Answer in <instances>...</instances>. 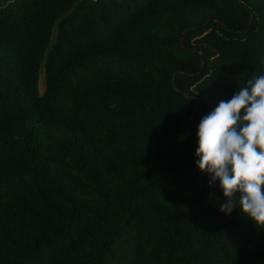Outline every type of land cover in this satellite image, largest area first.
Returning a JSON list of instances; mask_svg holds the SVG:
<instances>
[{"label": "trees", "instance_id": "16d2710c", "mask_svg": "<svg viewBox=\"0 0 264 264\" xmlns=\"http://www.w3.org/2000/svg\"><path fill=\"white\" fill-rule=\"evenodd\" d=\"M253 73L264 0H0V264H264L195 164Z\"/></svg>", "mask_w": 264, "mask_h": 264}, {"label": "clouds", "instance_id": "9594fccd", "mask_svg": "<svg viewBox=\"0 0 264 264\" xmlns=\"http://www.w3.org/2000/svg\"><path fill=\"white\" fill-rule=\"evenodd\" d=\"M195 156L209 187L219 182V211L230 216L239 208L264 228V74L253 73L231 99L201 118Z\"/></svg>", "mask_w": 264, "mask_h": 264}, {"label": "rangeland", "instance_id": "374dc122", "mask_svg": "<svg viewBox=\"0 0 264 264\" xmlns=\"http://www.w3.org/2000/svg\"><path fill=\"white\" fill-rule=\"evenodd\" d=\"M39 89H40L41 92L44 89V83H43V80L42 79H40Z\"/></svg>", "mask_w": 264, "mask_h": 264}]
</instances>
